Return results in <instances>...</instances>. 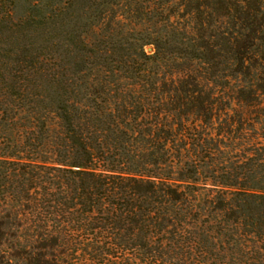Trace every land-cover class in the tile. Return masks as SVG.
<instances>
[{"label":"trees","instance_id":"obj_1","mask_svg":"<svg viewBox=\"0 0 264 264\" xmlns=\"http://www.w3.org/2000/svg\"><path fill=\"white\" fill-rule=\"evenodd\" d=\"M0 264H264V0H0Z\"/></svg>","mask_w":264,"mask_h":264},{"label":"rangeland","instance_id":"obj_2","mask_svg":"<svg viewBox=\"0 0 264 264\" xmlns=\"http://www.w3.org/2000/svg\"><path fill=\"white\" fill-rule=\"evenodd\" d=\"M147 50H148V51H150V50H151V48L149 47Z\"/></svg>","mask_w":264,"mask_h":264}]
</instances>
